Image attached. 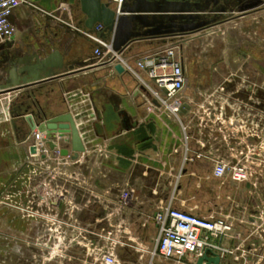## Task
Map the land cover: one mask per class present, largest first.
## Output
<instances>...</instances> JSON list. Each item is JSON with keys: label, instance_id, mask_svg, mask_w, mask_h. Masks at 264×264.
Wrapping results in <instances>:
<instances>
[{"label": "crops", "instance_id": "0c3cea01", "mask_svg": "<svg viewBox=\"0 0 264 264\" xmlns=\"http://www.w3.org/2000/svg\"><path fill=\"white\" fill-rule=\"evenodd\" d=\"M82 16L78 0H28L11 16L15 27L13 38L0 44V83L8 76L2 72L9 67L3 62L7 51L24 43H34L33 53L41 57L60 49L66 62L89 56L95 58L93 65L58 79L38 93L43 102L52 106V111L72 112L86 146V151L76 160L56 157L50 150L46 158L43 154L35 157L43 166L54 159L67 161L71 187L66 199L79 205L72 213L73 227L80 226L79 232L86 236H98V244L116 232L120 237L116 253L123 262L130 264H137L149 256L158 234L153 217L160 206L169 203L200 216L212 212L231 215L235 225L232 236L219 241L229 249L233 248L229 241H251L261 237L258 230L250 227L261 228L256 212L262 206L264 187L259 185L258 175L250 182L252 186L233 181L229 176L217 178L213 169L218 159H232V153L236 157L246 147L239 141L243 139L241 133L233 132L229 117L232 120L239 116L249 117L264 128L262 95L255 89V83L264 76V53L262 56L252 51V40L264 50V36L258 30L264 22V6L185 37L136 40L124 57L130 67L125 66L124 74L115 70L117 61L105 63L103 57L95 56L100 46L96 37L74 33ZM69 20L73 24L70 25ZM67 25L73 33L66 45ZM172 44L178 45L181 62L183 55L187 62L198 47L207 52L201 63L203 71L197 77H193L191 65L186 63L183 104L186 102L190 107L185 110L181 107L178 116L154 104L153 92L146 91L137 76L141 74L148 80L146 72L138 68V60ZM247 53L251 84L255 87L253 92L250 89L249 102L241 97L245 94L246 83L240 68L239 82L227 87V92H222L226 83L221 76L224 68L234 70L233 64L241 65ZM216 88L221 96L218 103L212 95ZM15 96L16 93L0 95L2 177L7 176L14 162H17L15 166L19 165L32 153V140L21 142L13 129L9 107ZM233 96L241 98L230 103L228 98ZM221 111L224 115L219 119ZM260 137L251 138V142L258 144ZM60 145L72 147L68 141ZM41 171L48 173L45 168ZM124 190L132 192L133 203L120 207L118 198ZM117 228H120L118 232ZM93 242L89 240L91 247ZM248 249L251 250L250 246ZM225 262L229 264L226 259Z\"/></svg>", "mask_w": 264, "mask_h": 264}, {"label": "water", "instance_id": "95a60500", "mask_svg": "<svg viewBox=\"0 0 264 264\" xmlns=\"http://www.w3.org/2000/svg\"><path fill=\"white\" fill-rule=\"evenodd\" d=\"M219 1L223 3L226 0H216ZM211 2L212 0H126L118 7L105 0H78L83 16L76 23L77 29L74 33L76 35L82 33L87 37L94 36L104 43L113 42V50L125 57L136 40L151 37H185L248 15L264 6V0H233L238 8L228 12L209 9ZM69 23L73 24L71 20ZM72 33L71 26H65L66 45ZM87 40L90 41V38ZM99 43L100 46L97 48L105 51V46ZM33 44L24 43L7 51L8 55L3 62L9 67L2 72L8 76L0 83V95L16 93L10 103L9 113L14 132L21 142H29L32 132L36 129L40 132L46 131L50 135L59 133L61 137L67 133L71 136L72 147L61 148L60 155L76 160L86 151L76 118L70 111L62 113L52 111L50 109L52 106L49 107L43 102L38 93L46 86L57 83L58 79L93 65L95 58L89 56L84 60L66 62L60 49H54L41 57L33 53ZM27 51L30 53L26 54ZM108 55L107 57L111 56ZM106 61L104 60L105 63ZM114 68L120 74L126 73L124 66L119 62ZM48 88L54 90L51 86ZM152 100L154 104L160 105L157 99ZM189 107L190 105L185 102L182 110ZM47 144L51 151L55 150L56 146L52 140H48ZM30 150L32 153L37 152L34 145L30 146ZM42 156L46 158V154ZM204 262L220 264V254L206 249L197 264Z\"/></svg>", "mask_w": 264, "mask_h": 264}, {"label": "built area", "instance_id": "2783aa9c", "mask_svg": "<svg viewBox=\"0 0 264 264\" xmlns=\"http://www.w3.org/2000/svg\"><path fill=\"white\" fill-rule=\"evenodd\" d=\"M27 1L0 0V44L13 38L15 27L11 21V16L17 8ZM111 2L120 7L125 0H111ZM100 28L101 26L98 27V29ZM98 41L105 46L106 52L97 48L95 56L103 57L102 59L107 60L106 63L114 64L117 61L124 68L125 66L130 68L124 57L113 50V42L104 43L99 39ZM108 54L111 56L107 57ZM137 66L144 70L148 76V80H145L141 74H137L146 89L153 92L154 98L164 110L178 116L184 102L183 93L187 83L178 45H167L158 52L146 55L137 61ZM219 115H221L219 117L221 119L224 115L223 111ZM228 119L233 132L244 135L242 136L243 139L240 138L239 141L244 142L246 147L244 151L237 153L236 157L232 153L233 160L218 159L213 169V175L217 178L229 176L236 182H252L255 175L260 177L264 173V142L260 145L255 144L251 142V138L260 137L259 135L264 132V128L249 117L239 116L234 120L232 117ZM45 139V135L39 131L32 134V145L36 147L37 152L29 153V160L50 153L48 152L47 141L52 139ZM251 147L254 150L257 148L258 151L255 152ZM56 148L54 152L56 151L57 156L61 158L60 149L59 147ZM188 159L189 157L186 156V160ZM118 203L120 207L130 206L133 203L132 192L130 190L122 191ZM153 218L158 227V234L155 245L149 252L148 263L144 264H197L198 259L203 256L206 249L219 253L220 264H222L225 256L233 253L232 250L219 242L230 236L234 229V219L229 214L212 212L207 216H200L169 203L160 206ZM116 230L118 232L120 228ZM117 243L118 241L114 240L110 246L97 244L95 246V261L100 264H130L123 262L117 255Z\"/></svg>", "mask_w": 264, "mask_h": 264}, {"label": "rangeland", "instance_id": "374dc122", "mask_svg": "<svg viewBox=\"0 0 264 264\" xmlns=\"http://www.w3.org/2000/svg\"><path fill=\"white\" fill-rule=\"evenodd\" d=\"M259 29L264 36V22ZM252 51L262 56L264 53L254 40ZM260 136L259 145L264 142V132ZM52 153L57 155L56 151ZM16 163L6 177L0 176V264H100L94 259L98 236H86L79 232L80 226L74 228L72 225V213L74 209L78 210L79 205L66 199L71 187L67 161L54 159L43 166L35 158H27L15 166ZM42 168L48 173L42 172ZM259 181L264 182V178ZM245 183L253 186L250 182ZM256 217L261 228L256 225L250 227L258 230L261 237L259 235L251 241H229V246L234 248H230L233 253L226 255L222 264H227L225 259L229 264H264L263 206L257 210ZM116 234L113 232L110 239L99 243L110 246L112 241L120 240ZM92 239L95 242L93 247L89 245ZM148 260V256L144 257L137 264L148 263Z\"/></svg>", "mask_w": 264, "mask_h": 264}, {"label": "flooded vegetation", "instance_id": "af4514ba", "mask_svg": "<svg viewBox=\"0 0 264 264\" xmlns=\"http://www.w3.org/2000/svg\"><path fill=\"white\" fill-rule=\"evenodd\" d=\"M106 1H110V0H106ZM209 9L212 10H224V11H235V8H238V6H236V3L233 2V0H226L222 3V1L216 2V0H212V2L210 3V6L208 7ZM207 52H203L201 47H198L197 51H193V53L188 57L187 62L185 61V56H182V65L184 67V70L186 71V63H190L189 65H191V73L193 72V77H197V74L201 73V70L203 71L202 68V60L204 59V57H206ZM243 62L240 65L239 63H235L233 64V66L235 67L234 70L233 69H229V68H224L222 70V80L225 81L223 83L225 84L224 89L222 90V92H227L229 86H235L239 80H240V72H239V68L242 70L243 72V78L244 81L246 83L245 87H244V95L241 96L243 100H246L247 102H249L250 100V89L252 88V92H253V88H255L252 84H251V77H250V64H249V56L248 53L246 56H244L242 58ZM247 86V87H246ZM255 86H257V88H255L257 91L260 92V94L262 95V105L264 106V76L261 78V80L258 83H255ZM259 87V88H258ZM220 90L218 88H216L213 92V99L216 103H218L221 99V96H219ZM240 93V91L238 92ZM240 96H233L229 99V102L234 103L235 100L238 101L240 98ZM264 178V173L260 175V177H258V181ZM259 184L261 186L264 187V182L259 181ZM264 207V204L262 205Z\"/></svg>", "mask_w": 264, "mask_h": 264}, {"label": "bare ground", "instance_id": "6f19581e", "mask_svg": "<svg viewBox=\"0 0 264 264\" xmlns=\"http://www.w3.org/2000/svg\"><path fill=\"white\" fill-rule=\"evenodd\" d=\"M36 131H38V129H36ZM40 132V131H39ZM41 133H43L44 135H45V140H48V139H52V141L54 142V144H55V146L56 147H59V149H61L62 147H61V143H63L64 141H68V142H71V136H70V134H65V135H63V137H61L60 136V134L59 133H57V134H52V135H50L48 132H41ZM54 136H58V138L57 137H54ZM60 137V138H59ZM57 149V148H56ZM49 150L50 149H48V152H49ZM51 151V150H50ZM51 152H54V151H51ZM63 157V156H62Z\"/></svg>", "mask_w": 264, "mask_h": 264}]
</instances>
